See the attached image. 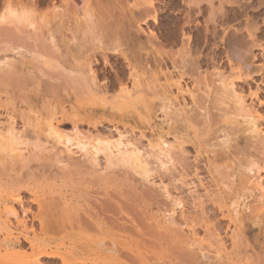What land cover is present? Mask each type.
Returning a JSON list of instances; mask_svg holds the SVG:
<instances>
[{"label": "bare ground", "instance_id": "bare-ground-1", "mask_svg": "<svg viewBox=\"0 0 264 264\" xmlns=\"http://www.w3.org/2000/svg\"><path fill=\"white\" fill-rule=\"evenodd\" d=\"M115 1L119 4L128 2ZM161 1L164 4L157 7L159 0H134L133 7L127 9V20L131 24L136 23L137 27L148 19L157 23L159 9L173 8L172 1ZM258 1L264 4V0ZM236 2L237 0H181L182 6L173 9L186 14V22L194 17V11L197 15H203L205 10L210 11V18L207 17V20L202 16L205 25L203 29L206 27L208 30L209 21H212L214 27L217 26L216 22L218 24V17L215 19L217 15L213 17L214 11H218V8L222 13V10H234L232 5ZM93 3L91 0H3L0 6V46L6 43V46L12 44L18 50H26L29 57H23V66L31 65L33 69L37 67L42 75L39 77L46 78L42 80L55 89H50L51 93L54 92L53 101L50 99L51 107H46L45 111L35 113L31 110L36 114L33 117H25L23 113L22 117L20 111L21 118H24L21 121V131L16 127L18 105L5 109L8 110L6 120L9 123L8 128L4 126L5 130L0 119V264H264V89L256 86L246 90L244 86L253 79L254 74L264 72L263 63L256 65L252 62L253 56H249L250 50H245L243 45L230 46L231 41L224 38L228 42L227 44L224 40L226 46H229L226 51L229 69L221 67L212 75L209 74L212 77L218 76V93L222 95L221 103L225 105L220 107V111L224 112V120H219L218 124H241V117L242 124L246 126L244 132L247 133L243 147L229 144V135H225L226 138L221 141L222 153L220 150L218 155L221 160L227 158L229 163H222L224 166L221 164L219 168L225 167L223 172L228 168L227 171L231 173H223L220 168L218 200L215 199L210 207L204 203L195 204V211H189L184 198L176 197L170 185L160 180V188L167 200L159 201L151 190L149 192V189L132 183L136 180L135 173L149 178L152 171L151 161L139 146L135 134L117 125H112L114 132L107 131L109 128H106L107 114L118 113L121 119L124 116L132 118L134 115L136 120L139 119L138 122L147 120L150 123L153 115L151 117L152 111L149 108L152 107L155 96L143 84L147 78L143 79L145 75L141 76L139 67L132 62L127 51L121 50L116 42L112 43L113 40H110L109 36L114 38L112 34H119L122 21L120 27L117 22L116 28L113 26L114 30L109 31L110 20L105 21H108L105 27L101 25L107 10L101 20V16L98 17L95 14L97 12L91 10ZM45 7H50L51 10L47 11ZM108 17L109 15L107 19ZM194 19L198 21L197 17ZM194 19L192 20L195 21ZM53 22L58 27H50ZM69 24L80 26L82 31L86 29L83 36L89 40H84L90 44H81L77 49L80 51L87 48L93 51L90 53L89 50H82L79 56L77 50V58L74 56L73 60H78L74 62L67 60V54L61 49L62 45L60 47L59 41L55 39L56 31L53 33L56 28L68 29ZM196 27L195 30L199 28ZM227 29L225 27L223 31L228 38L231 33ZM207 30L205 29L206 32ZM151 32L153 31L146 34L154 35ZM251 32L252 30L247 32L248 36H255V31ZM106 38L108 42L110 40L109 43ZM187 38L189 39V35ZM254 39L255 37L252 41H256ZM187 41L185 44L188 45ZM62 42L64 46L70 41ZM112 52L114 53L111 54ZM114 54L123 55V59H127V78L121 77L120 70L116 71L111 65V70L114 68L112 73L92 66V63H98V55L104 63H108V58ZM1 68L3 69L2 65ZM10 69L9 74L5 69L0 70V80L11 77L6 79L8 84L22 86L26 70L29 69L25 67V72L19 66L18 70L13 67ZM36 72L38 75V71ZM210 76L205 77L208 88L212 87L211 83L214 81L210 80ZM163 79L164 101L168 102L166 105H170V108L184 107L185 96L194 97L193 87L183 84L182 75L175 76L172 71H165L161 75V80ZM7 92L4 87L0 88L1 95ZM1 95L0 106L3 105ZM140 111L146 112L142 115ZM33 137L36 140H31ZM42 137L45 139L44 143L46 140H53L57 148L59 144L66 147L69 145L71 152V147H76L83 152L82 156L90 155L88 158L93 162L90 163L91 168L88 164L85 165L87 160H83L82 164L83 161L77 159L78 162L73 161L69 167H56L55 171L53 162L48 163L50 159L47 155L44 160L46 161V156L49 160L32 165L29 162L31 160L27 159L33 155L34 149L42 147ZM155 142L151 143L156 144ZM154 146L160 148L158 160L161 167L168 171V164L172 162L171 156L169 159L166 157L169 144L160 138ZM103 159L107 162L104 170L101 166ZM56 160L61 161V158L54 161ZM54 164L57 166V163ZM117 164L131 168L130 175L125 174L134 179L131 184L130 181L129 184L125 183L128 179L122 176L125 172L116 169ZM236 169L239 170L238 174H235ZM121 176L126 177L124 182ZM226 176L239 178L237 185L234 184L237 186L235 190H228ZM201 179L198 184L203 185ZM232 182L235 183V179ZM221 186L227 187L226 190ZM253 228L258 232L253 234Z\"/></svg>", "mask_w": 264, "mask_h": 264}, {"label": "rangeland", "instance_id": "rangeland-1", "mask_svg": "<svg viewBox=\"0 0 264 264\" xmlns=\"http://www.w3.org/2000/svg\"><path fill=\"white\" fill-rule=\"evenodd\" d=\"M91 1H92V3L94 2V0H91ZM111 1L114 2V4ZM169 1H172L173 8L176 6H179V5L182 6L181 0H169ZM239 1L240 2H238V0H237V2H236L237 4L235 3L232 5V6H234V10H236V11L227 10V12H226L225 10H222L223 11V13H222L220 11L221 9H219V8H218V11L216 10L217 14H215L216 11H214V14H213L214 16L211 15V17L212 16L215 17L217 15L215 18V19H217V17H218V19H217L218 24H217V22L215 23V25H217L216 26L217 28L214 27V25H212L213 24L212 21H211V23L209 21L208 30L205 27L207 32L205 31V29H203L205 26L203 24L204 23L203 17H205L207 20L208 19L207 17L210 16V13H209L210 11H206V10L204 11L206 13L203 12V15H200V14L197 15V12H195V11L193 12L192 15H194L195 18L197 17V19L199 21V23H198V21L196 22L194 17H191L190 21L187 20V22H186L185 18H187V17L184 18V16L186 14L183 13L184 14L183 15V14H181L180 11H178V10L175 11V9H173V8L172 9L171 8L159 9L160 12H159L157 23H155L151 19L150 20L148 19V21L146 23H142L139 27H137V24L132 21V23L136 24V27H135L134 26L135 24H131L129 19L127 20V18H128L127 13L129 12V10L127 11V9H128V7H131V8L133 7L134 0H128V2L124 1V3H121V4L117 3V1H115V0H101V1L95 0V2L92 4L93 7L91 8V10L93 9L92 11L97 12L95 14H98L97 15L98 17L101 16L100 17L101 20L104 17V16H102L104 11L107 10L104 13L105 20H102V21L100 20V21L102 23L101 25H103L105 27L106 26L105 23L107 24L108 21L110 20L109 21L110 23H108V26L111 25V28H109L107 26L110 29L109 31H111V29L114 30V27L116 28L118 23H119L118 26L120 27V22L122 21L121 27L119 29L120 30L119 34L116 33L117 37L115 36V34H112L114 38L109 36L110 40L111 41L113 40L112 43L116 42V45H118V48L120 47L121 50L123 49V51L124 50H125V52L127 51L126 53L129 55L131 60L133 59L132 62L134 64H137V66L139 67L138 68L139 73H142L141 76H143V74L145 75V77L143 76V79H145V78L148 79V80L146 79L143 82V84L146 85V86L145 85L144 86L147 87V90L155 96L153 98L152 103H151L152 107L149 108L152 111L151 117L153 115V117H152L153 119H150V121H151L150 123H149V121L147 122V120H145L146 122L143 121L144 123L142 121L138 122L139 119L137 118V120H136V116H134V115L132 116V118H130V116L129 117H127V116L123 117L122 116L123 117L122 119H124V120H122L120 118L121 116L120 117L118 116V113L116 115L107 114V118H106L107 119L106 120L107 125L105 124L107 126L106 128H109V129H107V131L109 130L110 132L111 131L114 132L115 129L113 128V126L117 125L121 129L126 130L129 133H134L136 136V139L138 141V144H140L139 146L142 148V150L145 151L146 156L149 157L148 160L150 159V161H151L152 171H151V176H149V178L148 177L144 178L141 175H138L135 173L134 176H135L136 180L133 181L134 179L131 176H130L131 180H129L130 177L128 178L126 175H128V176L130 175L129 172H131V170H130L131 168L128 166L126 167L124 165L117 164L118 166H115L116 169L120 170V172L122 171V173L125 172L124 175H122V176L127 177L126 178V177L121 176L120 178H122L121 180H123V182L125 181V178L128 179L127 182H125L127 184H129V181H130V184L133 181L132 183L134 185L135 184L139 185V186L141 185L142 188L144 187L145 189H149V192L151 190V192L154 193V194L153 193H151V194L156 195V198H158L159 201L160 200H163V201L167 200L166 195H164L163 190L160 188V183L164 182V183L170 185L169 187L174 192L176 197L181 196L182 198H184L185 202H187L186 205H187V208L189 211H190V209H191V211H195L194 206L197 207V205L201 204V203H204V205L210 207V206H212V202L215 199L218 200V180H219L218 178L221 177L220 175H218L220 168H221V167L219 168V166L225 162H227V164L229 163V160L227 158H225V159H227V161L225 159L221 160L219 155H218V152H220V150H221V141L226 138L225 135H229L228 137L231 138V141L229 140V142H230L229 144H231L232 146L235 144H239V146L243 147L244 144L246 143L245 139H246L247 133L244 132L246 126H245V124H242L243 120L241 117H239V121L241 122V124H237V123H234L232 125L226 124V123L218 124L219 120L220 121H221V119L224 120L223 119L224 118V112L220 111L221 110L220 107L225 106V105L221 103V96L222 95L220 96V93H218V85H220V81H218V76L212 77L210 75H212L213 72L215 73V71L217 72V70H216L217 68H218V70H220L221 67H222V69L226 68L225 70L229 69L228 68L229 64L227 61L228 59L226 58V55L228 54V52H226V51L228 50L227 48L229 46L228 45L226 46V44H225L227 42L226 40L231 41V43L229 42L230 46H232V45L242 46L243 45L245 50H247V49H248V51L250 50L249 56H251V55L253 56V58H251L252 62L256 63V65H258L259 63H263L262 65L264 68V46H262V44L264 45V4L260 3L261 1H258V0H239ZM2 2H3V0H0V6H1ZM115 2H116V5H115ZM159 2L160 3H157V7L162 6L164 4V1L159 0ZM95 3H97V4H95ZM94 6L97 7V10L95 9L96 7H94ZM118 7H120V10ZM235 8H237L238 10ZM46 9L47 8L45 7V10ZM50 10L51 9L49 7L47 9V11H50ZM117 11H118V13H117ZM232 11H234V12H232ZM110 14H112V15L114 14L113 15L114 17ZM204 14H205V16H204ZM107 15H109L108 19H107ZM117 15H118V17H117ZM199 15H200V17L203 16L202 17L203 19L200 17L198 18ZM110 16H112V18ZM174 18H175V20H174ZM172 19H173V21H172ZM192 19H194L195 21H193ZM58 20H59V18H58ZM106 20H108V21L105 22ZM225 21H227V24ZM172 22H174L176 25H173L174 23H172ZM112 23H113V25H112ZM186 23L189 26L186 25ZM115 24H116V26H115ZM57 25L58 24H55V22H53L50 24V27H53V26L56 27ZM74 25L75 24H72V25L69 24L70 27H68V29L64 27V30H61V29H63V27L61 29L58 28L61 31L57 30V28L55 30H53V33L56 31L55 32L56 33L55 35L57 36V37L55 36L56 41L60 42V43L58 42V45L60 44L59 45L60 47L62 45L63 48L61 47V49H62L64 54H67V55H65V57L67 56L66 58L70 62L77 61L78 59L73 60V57L76 56V58H77L76 54L79 52L78 55L79 54L81 55V52H83L82 50H84V49H82L80 51H79V49H77L79 45L81 46V44L82 45L90 44V43L87 44V42H86L87 40H89V39H87L88 37L86 38L83 36V35H85L84 31L86 29H84V31H82L83 29H79L80 26L76 25L77 26L76 27ZM210 25L213 27H211ZM192 26H194V27L192 28ZM196 26H198L200 29L198 28L195 30L194 28ZM73 27L78 28L79 32L76 28L73 29ZM124 27L126 30L124 29ZM174 27H176V28H174ZM184 27L188 28L189 30L185 28L186 31H184L185 30V29H183ZM225 27L228 28L227 30L230 31L229 33H231V34H229V37H228L229 39L226 37L228 35H226V36L224 35L223 29ZM54 28H52V29H54ZM69 28L71 30H69ZM213 28H214V30H213ZM65 29H67L66 32H65ZM151 30L153 31L151 33L154 34V35L151 34L152 37H151V35L146 34V33L150 32ZM181 30H183L184 32H182ZM198 30H199V32H197ZM251 30H252L251 33H253L255 31L254 32L255 36H252L250 33V36H252V37H249L247 32L248 31L250 32ZM233 32H234V34H233ZM61 33H62V35H61ZM81 33H83V34H81ZM184 33H187V36H184ZM86 34H88V32ZM148 34H150V33H148ZM66 35H68L70 39H68V36H66ZM70 35H71V37H70ZM75 35H76V37H75ZM188 35H189V39L187 38ZM74 37H75V39L71 40V38H74ZM115 37L117 38V40ZM184 37H185L186 41L189 40V42L187 41L188 45L185 44L186 41H183L184 44H182L183 43L182 40H185V39H183ZM254 37H255L254 40H256V41H252V38H254ZM84 38H86L87 40L85 39L86 40L85 41ZM152 38H154V39H152ZM205 39H206V41H205ZM62 40L64 42L70 41V42H66L68 44V46H67V44L63 46ZM106 40H107V38H106ZM110 40H109V42H110ZM106 42H108V40ZM227 44H228V42H227ZM10 45L6 46V43L5 44L3 43L0 46V66L2 65V67H3V69L1 68L0 70H4V69L7 70L8 72H6V71L5 72L8 74H9V70H12V69H10L12 67L17 68V70H18V66H19V69L23 70V72H25V67H27V69H29V70H26V74L24 73L25 74L24 75L25 82L23 84H21L22 86H20V84L19 85L16 84L17 86H14L13 84L11 85V83H9L10 84L9 85L8 80H6V79L11 78V77H8V78L5 77V78H2V80H0L1 87H4L9 92V93L8 92L5 93V95L3 93L1 95V93H0V95L2 97V102L5 103L4 104L1 102V104H3V105L0 106V119L2 121L1 122L2 125L4 124L3 129L5 130L4 126L7 128L9 127L8 126L9 123L6 120V119H8V115L6 114L8 110H5V109H12L14 106L17 107L16 105H18L19 117L18 116L16 117V123H17L16 127L21 131L23 129L21 127V126H23L22 125L23 122H21V121L24 120V118H21L22 113H23V116H25V117H27V116L33 117L34 115H36L35 113H38L39 111L40 112L45 111L44 109L46 107L47 108L51 107L50 103H52V101H53L52 95H54L53 94L54 92L53 93H51V92L54 91L55 89H54V87L49 86L48 83L46 84L43 81L44 79L46 80V78L39 77L42 75H41V72H39L40 70L37 69V67H36V69H33L34 67L31 65H30L31 68L28 67L29 65H27L25 67L23 66V65H25L23 62V61H25L24 59L27 58L26 56L29 55V54L27 55L26 50H24L23 48H20L18 50L14 45H12V44H10ZM2 46H3V48H2ZM186 46H189V48L188 47L186 48ZM77 50H78V52H77ZM85 50H89V49L86 48ZM85 50H84V52H86ZM92 52L93 51H90V53H92ZM113 53L114 52H112L111 54H113ZM116 54L111 56V58L110 57L108 58V61H109L108 63H106V62L104 63L103 62L104 60L102 59V57L100 55H98L97 56L98 63H96V62L92 63V66L98 70H101V71H104L107 73L114 72L113 71L114 68L116 71L119 69L120 71L119 70L118 71L121 72L120 73L122 75L121 77L124 76L125 78H127L129 73L127 70L128 68H127L126 63L128 61H126L127 59L125 60V57L123 59V57H122L123 55L117 56ZM68 55H70V56L68 57ZM79 56H78V58L80 59ZM23 57H25V58L23 59ZM70 57H71V59H70ZM22 62H23V64H21ZM10 65H12V66H10ZM110 65L112 67H114L112 70H111ZM216 65H218V66L216 67ZM20 67H22V69ZM30 70L31 71L33 70L32 72L35 74H33ZM35 70L38 71V75H37V72ZM27 71L28 72L30 71V72L28 73ZM160 71H162V72H160ZM165 71H172V73L175 74V76L182 75L183 76V84H188L189 87H191V88L193 87L194 97L185 96V98H186L185 103L186 104L183 103V105L185 104L184 107L181 106V108L175 107L172 109V108H170L171 107L170 105H166L168 102H166V100L164 101V93L165 92H164V87L162 86V84H163L162 81H164V79L161 80V75ZM262 71H264V69H262ZM206 75L210 76V78L212 77L210 79L211 81L214 80L212 83L210 82L212 85L211 88H208L206 83H205V77H207ZM6 76H7V74H6ZM14 76L15 75H13V77ZM24 78H23V81H24ZM160 82H162V83H160ZM2 85H4V86H2ZM6 86H8V87H6ZM244 86H245L246 90L248 89V87L256 88V86H261V88L264 89V72H258L257 74H254L253 79H251L250 81L247 82V86H246V83L244 84ZM15 87H16V89H15ZM22 88H23V90H22ZM48 88H49V90H48ZM174 88L175 87H173V91H175ZM50 89L51 90L54 89V90L51 91ZM11 91L13 92V94ZM13 95H15V96H13ZM62 98L64 99L65 97H61V99ZM5 99H7V100H5ZM50 99L52 101H50ZM48 102H49V104H48ZM12 105H14V106H12ZM3 106H6L7 108L3 107ZM2 107H3V109H2ZM19 107H20V109H19ZM31 110L34 111L35 113L32 112ZM10 111L11 110H9V112ZM20 111H21V116H20ZM36 111H38V112H36ZM144 112H146V111H144ZM144 112L140 111V113L142 115ZM25 119L27 120V118H25ZM3 121H6V122L4 123ZM7 128H6V130H8ZM33 138H35V137H33ZM33 138L31 140H33V141L36 140V138L35 139H33ZM160 138H161V140L162 139L165 140L170 146L169 148H167L168 151L166 150L168 152V153L166 152L167 159H169L170 156L172 158V162L170 164H168V168H169L168 171H166L165 169H163L161 167V165H160L161 163L158 160V158L160 156L158 153L160 151V148L158 146H154L157 144V142L160 141ZM41 140L44 143L45 139L43 137L41 138ZM154 140L157 142H155ZM42 142H41V144H42ZM151 142H153V143L155 142L156 144H152ZM34 144L35 143L33 142V146H35ZM44 144H42V147H40L41 150H39L40 148H38V147H37V149H34L35 151H33V153H32L33 155L31 154L32 156L27 159L28 161L31 160L29 162L32 165L39 164V163L42 164V160L44 162H46L47 159L49 158L50 160L48 159L49 160L48 163L53 162L52 167H55V171H57L56 170L57 168L58 169L59 168L65 169V168L69 167L71 165V163H74L73 161H75V160L77 161V159H80L82 161L87 160L85 165L88 164L89 168H91L90 166H92V165H90V163H93V162H91L92 159L90 161V158H88V157H90V155L87 156V154H86V156L85 155L82 156L81 154H83V152L76 147H71L72 148V152H71L69 149L70 148L69 145H68V147H66L65 145L59 144L58 145V147L60 148L59 149L56 147L57 144L55 142L53 143V140L51 141V139H49L48 141L46 140V142ZM220 153H222V150ZM45 155L48 156V158L46 156V161L44 160ZM220 156H221V154H220ZM51 157H53L52 160H51ZM59 157L61 158V161H59V160L58 161L56 160L57 162L54 161L56 158L59 159ZM218 157H219V161H218ZM84 161L82 162V164L84 163ZM54 163H57V166H55L56 164H54ZM106 163H107L106 160L103 159L101 162V166H102L103 170L107 165ZM93 167H94V169H96L95 168L96 166L93 165ZM52 169L54 170V168H52ZM223 169L225 170V167L221 168L222 172H223ZM237 169L235 170V171H237V172H235V174L236 173L238 174L239 170H237ZM227 170H228V168H227ZM227 170L224 171L223 173H227L230 175L231 171H229L230 172L229 173ZM224 175H226V174H224ZM120 178H118L117 180H119ZM226 178H227V180L225 179L226 183L229 186L228 190H230L231 188L235 190V186L239 182L238 181L239 178H237V177L234 178L235 183L232 182V180L234 181L232 176L231 177L226 176ZM200 179H201L204 186L201 184H198ZM121 180H119V181H121ZM181 181H184L185 183L182 184ZM203 181H206V182H203ZM226 183L224 184L225 186H227ZM234 184H236V185H234ZM141 186H140V188H141ZM145 186H147V187H145ZM225 186L222 188H224L226 190L227 187L225 188ZM238 187H239V185H238ZM195 204H197V205H195ZM217 214H218V211H217ZM252 231H253L252 232L253 234L258 232L255 228H253Z\"/></svg>", "mask_w": 264, "mask_h": 264}]
</instances>
